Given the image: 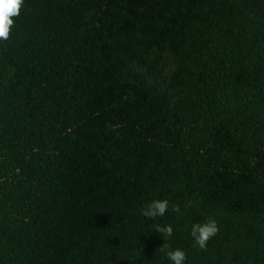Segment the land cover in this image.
I'll use <instances>...</instances> for the list:
<instances>
[{"label": "trees", "instance_id": "16d2710c", "mask_svg": "<svg viewBox=\"0 0 264 264\" xmlns=\"http://www.w3.org/2000/svg\"><path fill=\"white\" fill-rule=\"evenodd\" d=\"M12 19L0 264H171L163 243L264 264V0H24ZM153 199L164 216L141 214Z\"/></svg>", "mask_w": 264, "mask_h": 264}, {"label": "clouds", "instance_id": "9594fccd", "mask_svg": "<svg viewBox=\"0 0 264 264\" xmlns=\"http://www.w3.org/2000/svg\"><path fill=\"white\" fill-rule=\"evenodd\" d=\"M24 0H0V40H7L10 34V28L13 25L12 17H16L20 13ZM169 209V201L167 199H153L141 210V214L150 219L162 217ZM172 210L179 212L178 206L173 205ZM155 230L162 235L163 240L172 237L173 226L156 225ZM219 226L215 219H208L203 223H193L190 229V235L194 241V247L199 250L207 248L208 241L216 236L219 232ZM160 250L164 252L171 264H186V253L180 248L171 249L166 243H163Z\"/></svg>", "mask_w": 264, "mask_h": 264}, {"label": "rangeland", "instance_id": "374dc122", "mask_svg": "<svg viewBox=\"0 0 264 264\" xmlns=\"http://www.w3.org/2000/svg\"><path fill=\"white\" fill-rule=\"evenodd\" d=\"M171 66H172V62H170V63L161 62L160 64H158L157 66L154 67V71H155L156 75H158L160 69H164V70L168 71V70H170ZM143 72L144 71H141V73H143Z\"/></svg>", "mask_w": 264, "mask_h": 264}]
</instances>
